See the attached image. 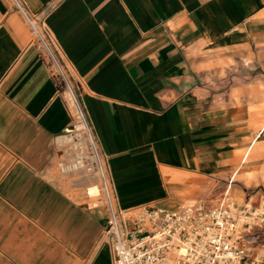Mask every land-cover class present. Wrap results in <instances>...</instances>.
Returning a JSON list of instances; mask_svg holds the SVG:
<instances>
[{
    "label": "crops",
    "instance_id": "0c3cea01",
    "mask_svg": "<svg viewBox=\"0 0 264 264\" xmlns=\"http://www.w3.org/2000/svg\"><path fill=\"white\" fill-rule=\"evenodd\" d=\"M26 17L120 208L264 202V0H0V264H112L105 207L62 184L72 102Z\"/></svg>",
    "mask_w": 264,
    "mask_h": 264
},
{
    "label": "built area",
    "instance_id": "2783aa9c",
    "mask_svg": "<svg viewBox=\"0 0 264 264\" xmlns=\"http://www.w3.org/2000/svg\"><path fill=\"white\" fill-rule=\"evenodd\" d=\"M26 19L37 45L54 66L58 80L65 83L66 89L72 92L51 39L37 27L35 21ZM69 130L66 129L64 134L72 132ZM86 135L88 144L80 160L86 171L97 173L100 182L107 211L103 239L110 247L112 264L259 263L255 258H250L248 247V233L253 226L264 222V214L257 212L256 208L248 204L236 206L230 200L228 190L214 205L197 202L175 209L148 205L120 208L106 161L90 126Z\"/></svg>",
    "mask_w": 264,
    "mask_h": 264
},
{
    "label": "rangeland",
    "instance_id": "374dc122",
    "mask_svg": "<svg viewBox=\"0 0 264 264\" xmlns=\"http://www.w3.org/2000/svg\"><path fill=\"white\" fill-rule=\"evenodd\" d=\"M34 38H35V36H34ZM49 62L51 63L50 60H49ZM63 73H64V71H63ZM73 94L75 95V97L78 100V104L80 105V109H81L83 116H84V118L87 122V125H88V120H87L85 111L82 107V104L79 101V98L76 96L74 91H73ZM66 96L68 99H70L68 92H66ZM72 110H73V115H74L73 116V124L69 127V129H72L73 130L72 132L75 134L76 131H74V126H75L76 122L78 121V119L76 117L77 112H76V108L74 105H72ZM263 124H264V118H262L259 122L256 123L255 131H257ZM88 127H89V125H88ZM81 131L83 132L82 133V140H86L88 142L86 131L84 129L83 130L81 129ZM60 146L63 147L66 151V162L58 167V171H59L60 178H61V181H62L64 188L67 190H70L74 194L75 193L76 194H83L84 196H86V198H88L90 200L89 202L93 206H98L99 204H102L105 207L104 197H103V194L100 190V182L98 181V179L96 178L94 173L90 172V171H86L82 167V164L81 165L77 164V168L73 167V163H76L78 160V156L75 153V148H74L73 142H68V141L60 142ZM257 146H258V144H256L254 146L251 153H253L257 149ZM88 152H89V148L87 149V153ZM243 153H244V151L241 152V156L243 155ZM64 166H67L66 170H63ZM92 185L98 186L99 192H100L99 195L89 196L87 194L88 188L91 187ZM230 200L233 201V199H231V198H230ZM186 204L187 203H183L182 205H186ZM160 208H162V207H160ZM105 209H106V207H105ZM256 211L261 213V214H264V202L260 204V206L258 207V209ZM263 217H264V215H263ZM240 222H241V220L239 221V223ZM261 224H263V223H261ZM261 231H264V225H263V228H261ZM249 237H248V239L250 240ZM260 238H262V237H260ZM251 245L252 244L249 241L248 247L250 249V252H251V247H250ZM252 258H255L257 261H259L258 264H264V248H261L260 256L255 255V257H252Z\"/></svg>",
    "mask_w": 264,
    "mask_h": 264
},
{
    "label": "bare ground",
    "instance_id": "6f19581e",
    "mask_svg": "<svg viewBox=\"0 0 264 264\" xmlns=\"http://www.w3.org/2000/svg\"><path fill=\"white\" fill-rule=\"evenodd\" d=\"M69 96H70V100L72 102V105L75 106L76 108V112H77V119L78 121L76 122L75 126H74V131H76V133L74 134L73 132L69 133V134H64L62 136H59L56 141L57 143L60 144V142H64V141H68V142H73L74 144V148H75V153L78 156V160L76 163H73V167L77 168V164L81 165L82 161L80 160V157L82 155V153L86 152V147L88 142L86 140H82V131L81 129L88 131V126L86 123V120L83 116V113L80 111V108L78 106V103L76 102V99L74 97V95L72 94V92L70 90H67ZM263 129H264V124H263ZM69 131H73L72 129ZM81 131V132H80ZM67 166L63 167V170H66ZM94 175L97 177V173H94ZM99 192V188L97 185H92L91 187L88 188V194L89 195H95Z\"/></svg>",
    "mask_w": 264,
    "mask_h": 264
}]
</instances>
